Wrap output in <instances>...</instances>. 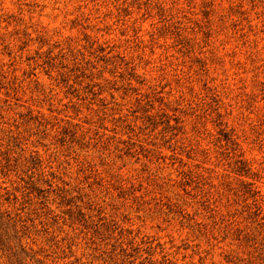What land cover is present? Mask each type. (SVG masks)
<instances>
[{"label":"rangeland","instance_id":"1","mask_svg":"<svg viewBox=\"0 0 264 264\" xmlns=\"http://www.w3.org/2000/svg\"><path fill=\"white\" fill-rule=\"evenodd\" d=\"M0 264H264V0H0Z\"/></svg>","mask_w":264,"mask_h":264}]
</instances>
